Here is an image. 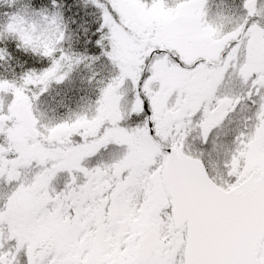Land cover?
<instances>
[{
  "label": "snow or ice",
  "instance_id": "6c2138e0",
  "mask_svg": "<svg viewBox=\"0 0 264 264\" xmlns=\"http://www.w3.org/2000/svg\"><path fill=\"white\" fill-rule=\"evenodd\" d=\"M0 264H264V0H0Z\"/></svg>",
  "mask_w": 264,
  "mask_h": 264
}]
</instances>
